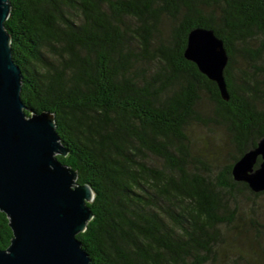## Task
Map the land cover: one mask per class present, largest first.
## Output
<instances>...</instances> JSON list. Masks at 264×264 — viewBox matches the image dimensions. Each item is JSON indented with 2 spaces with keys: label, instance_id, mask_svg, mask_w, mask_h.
Wrapping results in <instances>:
<instances>
[{
  "label": "trees",
  "instance_id": "trees-1",
  "mask_svg": "<svg viewBox=\"0 0 264 264\" xmlns=\"http://www.w3.org/2000/svg\"><path fill=\"white\" fill-rule=\"evenodd\" d=\"M9 1L26 113L54 114L59 161L94 193L77 236L92 263L261 264L264 224L244 205L264 191L232 168L264 137V0ZM198 27L224 41L229 101L184 57ZM211 124L234 151L218 170L189 134ZM12 238L0 212V249Z\"/></svg>",
  "mask_w": 264,
  "mask_h": 264
},
{
  "label": "water",
  "instance_id": "water-1",
  "mask_svg": "<svg viewBox=\"0 0 264 264\" xmlns=\"http://www.w3.org/2000/svg\"><path fill=\"white\" fill-rule=\"evenodd\" d=\"M10 12V1L0 0V212L13 232L10 246L0 249V264H93L77 236L93 218L88 203L94 193L78 184L77 172L59 161L68 151L54 114L26 113L22 72L5 28ZM184 57L229 101L224 75L229 54L213 30L193 29ZM232 176L254 193L264 191V137L233 165Z\"/></svg>",
  "mask_w": 264,
  "mask_h": 264
},
{
  "label": "rangeland",
  "instance_id": "rangeland-1",
  "mask_svg": "<svg viewBox=\"0 0 264 264\" xmlns=\"http://www.w3.org/2000/svg\"><path fill=\"white\" fill-rule=\"evenodd\" d=\"M200 109L204 118L212 117L211 105L207 100L203 101ZM189 134L194 142V152L204 162L206 168L218 170L228 163L230 154L234 151L224 128L214 124L209 126L193 125L189 130ZM250 207L256 210L257 219L264 224V196L256 199L255 203L246 202L244 209L249 210ZM239 244L246 250H251L249 246L253 245L246 241L244 237ZM253 249L254 251L257 250L256 247ZM252 256L255 257V255ZM261 261V264H264V258Z\"/></svg>",
  "mask_w": 264,
  "mask_h": 264
}]
</instances>
